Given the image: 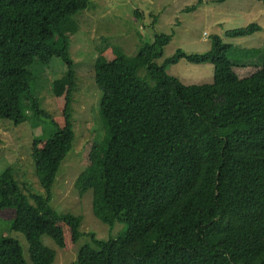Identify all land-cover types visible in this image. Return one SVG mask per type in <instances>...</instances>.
<instances>
[{
	"label": "trees",
	"instance_id": "obj_1",
	"mask_svg": "<svg viewBox=\"0 0 264 264\" xmlns=\"http://www.w3.org/2000/svg\"><path fill=\"white\" fill-rule=\"evenodd\" d=\"M91 5L92 0H0V119L15 126L31 119L44 129L32 155L44 194L19 184L12 167L0 171V209L14 210L8 232L24 236L33 264L56 260L44 237L60 249L66 248V230L73 243L82 238L83 218L55 217L52 202L58 171L76 141L70 40ZM259 32L257 24L225 36ZM172 40L156 36L134 58L94 64L106 133L75 188L81 197L93 192L97 220L125 230L107 241L92 236L76 264H264V50L244 49L233 60L214 37L210 50H179L158 65ZM56 58L68 80L62 125L36 93ZM183 59L211 64L212 83L186 86L169 75L167 66ZM249 68L262 69V76H233ZM196 122L204 125L212 149ZM232 142L248 148L231 151ZM0 264H26L15 240L0 236Z\"/></svg>",
	"mask_w": 264,
	"mask_h": 264
},
{
	"label": "rangeland",
	"instance_id": "obj_2",
	"mask_svg": "<svg viewBox=\"0 0 264 264\" xmlns=\"http://www.w3.org/2000/svg\"><path fill=\"white\" fill-rule=\"evenodd\" d=\"M78 19L80 31L70 40L71 56L76 63L77 89L72 104L76 141L58 171L52 206L57 218L69 213L83 218L82 238L73 243L66 230V248L60 249L51 237H44V245L56 253L54 264H76L80 250L92 245V236L107 241L118 238L125 230L124 225L111 229L97 220L93 213V192L90 190L81 197L75 188L77 178L92 162L98 143L104 140L106 133L99 107L102 92L93 78L96 60L109 61L120 56L134 58L145 44H153L156 36H173L163 57L156 60L160 66L179 50L189 54L210 50L214 37L222 40L226 46L225 55L233 60L238 59L244 49L264 50V2L258 0H226L222 3L217 0H92L91 7ZM257 24L262 27V32L253 36L241 39L225 36L228 31ZM48 69L50 76L36 93L43 108L62 125L68 90L67 69L58 58ZM166 71L186 86L213 81V66L209 63L192 64L183 59L167 66ZM262 74V69L249 68L237 69L233 76ZM139 75L144 78L146 70H141ZM196 126L212 149L213 143L204 125L196 122ZM43 131V127L35 126L31 119L18 126L0 119V171L12 167L19 184L41 195L45 191L32 155L34 141L43 136ZM247 148L242 142L230 144V150L234 152H243ZM103 154L100 151V155ZM13 218V209H0V236L15 240L23 250L26 264H33L24 236L8 232Z\"/></svg>",
	"mask_w": 264,
	"mask_h": 264
}]
</instances>
